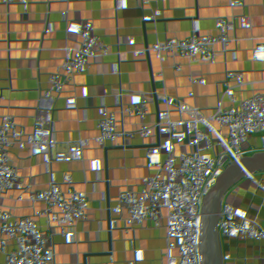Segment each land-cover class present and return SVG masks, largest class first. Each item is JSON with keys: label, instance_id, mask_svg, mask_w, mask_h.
Wrapping results in <instances>:
<instances>
[{"label": "crops", "instance_id": "crops-1", "mask_svg": "<svg viewBox=\"0 0 264 264\" xmlns=\"http://www.w3.org/2000/svg\"><path fill=\"white\" fill-rule=\"evenodd\" d=\"M41 1L68 12L71 0ZM132 1L102 7L103 31L140 50L150 49L168 64L192 47L196 33H215L222 47L219 58L210 67H201L198 77L252 104L264 99V48L253 32L262 20L264 0H193L189 7L159 0L158 18L152 25L144 19H128ZM78 54L77 40L65 29L48 30L38 40L29 34L20 40H0V95L10 100V115L0 121V243L9 242L11 264H55L61 238L72 247L76 264H96L100 254L115 255V244L122 240L118 227L140 231L167 246L185 218L191 219L197 232L228 227V204L237 207L236 218L242 224L264 207V146L255 126L236 114L205 115L193 95L183 109L170 93L167 78L132 73L130 83L117 89H111L109 81L114 122L95 120L86 100L72 113L65 112L64 98L36 103L34 81L55 79L62 69L75 68ZM106 57L111 59V54ZM176 117L187 120L179 122ZM188 131H198L201 137L189 139ZM114 141L113 150L100 151ZM22 142L26 151L50 153L66 184L26 211L17 225L9 223L2 229L9 220L8 206L19 204L23 181L35 179L38 173L23 165ZM199 145L208 150L206 162L196 156ZM175 150L190 153L191 159L185 164L183 181L173 177L172 195L136 187L118 192L110 182L92 188L84 175L91 170L93 179H104L116 171L144 170L152 161L173 165ZM6 157L9 160L3 163ZM222 174L227 189L212 191V179ZM187 203L199 205L201 215L194 217L185 209ZM149 210L163 214L150 215ZM28 227L34 230V240L23 239ZM99 229L105 231L101 251L83 243ZM182 236L191 234L182 229ZM128 248L135 250V243Z\"/></svg>", "mask_w": 264, "mask_h": 264}, {"label": "built area", "instance_id": "built-area-1", "mask_svg": "<svg viewBox=\"0 0 264 264\" xmlns=\"http://www.w3.org/2000/svg\"><path fill=\"white\" fill-rule=\"evenodd\" d=\"M120 1L71 0L68 12H62L41 0H0V40H20L24 34L38 40L43 39L48 30L65 29L78 42V65L62 69L55 79L41 77L35 80L32 88L35 102L46 104L54 98H64L67 104L65 112L72 113L82 100H86L95 120L107 118L114 122L116 118L109 81L111 89H117L130 83L132 73L167 78L171 84L170 93L183 109L188 107L187 97L193 95L202 103L205 115L224 117L236 114L255 126L264 146V99L252 104L250 100L221 91L198 77L201 67L208 68L218 60L222 48L220 37L215 33L198 32L193 36L190 49L180 52L174 63H164L150 49L140 50L103 31L102 7ZM192 1L168 0L171 5L185 7H189ZM158 13L159 0H134L127 17L144 19L152 25L157 21ZM253 32L264 48V7L262 20L255 25ZM107 53L111 54V59L106 57ZM43 64L50 71L45 57ZM98 91L102 95H98ZM9 115L10 100L6 95H0V121H5ZM176 120L182 122L187 118L176 117ZM75 135L78 137L79 131ZM187 137L200 138L201 134L188 131ZM19 146L23 153V165L36 168L38 173L35 179L23 181L19 204L8 206L9 220L1 224L2 229L8 228L9 223L17 225L26 211L43 204L50 193L59 191L66 184V178L53 164L50 153L26 151L23 142ZM116 146L114 141L100 151L109 152ZM195 153L199 160H209L206 147L197 146ZM190 159V153L175 150L173 165H157L152 161L144 170L116 171L104 179H93L91 170L84 175L89 178L92 188L110 182L118 192L126 187H136L172 195L175 186L172 179L177 176L183 181L187 174L185 164ZM8 160L6 157L3 163ZM227 187V177L223 174L214 177L210 183L212 191L223 192ZM184 207L191 210L194 217L201 215L199 205L187 203ZM148 212L150 215L163 214L161 210ZM237 212L234 204H228L231 220L228 227L212 226L197 232L192 229L191 219L185 218L167 246L140 231L118 227L122 240L115 244V255L111 258L100 254L96 264H112V259L115 264H180L179 261L184 264H264V207L254 211L243 224L237 221ZM182 229L191 236H182ZM104 236L105 231L99 229L89 238H84L83 243L94 245L101 251ZM23 239L34 240L32 227L23 229ZM130 242L135 243V250L128 248ZM10 255L9 242L0 243V264H11ZM55 264H76L72 247L62 238L57 240Z\"/></svg>", "mask_w": 264, "mask_h": 264}, {"label": "water", "instance_id": "water-1", "mask_svg": "<svg viewBox=\"0 0 264 264\" xmlns=\"http://www.w3.org/2000/svg\"><path fill=\"white\" fill-rule=\"evenodd\" d=\"M103 185H105V183H103ZM111 231H112V232L114 231L113 226H111ZM236 264H240V263L237 262Z\"/></svg>", "mask_w": 264, "mask_h": 264}]
</instances>
